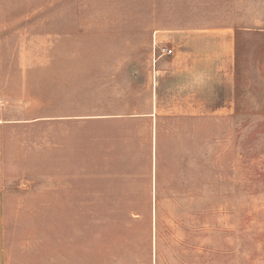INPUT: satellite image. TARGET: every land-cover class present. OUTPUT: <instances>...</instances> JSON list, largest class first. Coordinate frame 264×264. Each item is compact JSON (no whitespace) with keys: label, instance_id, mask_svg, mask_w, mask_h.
<instances>
[{"label":"rangeland","instance_id":"374dc122","mask_svg":"<svg viewBox=\"0 0 264 264\" xmlns=\"http://www.w3.org/2000/svg\"><path fill=\"white\" fill-rule=\"evenodd\" d=\"M161 7L199 11L203 21L221 16L227 0H0V116L29 124L0 129V156L8 158L13 193L5 212L10 264H148L153 250L161 252L159 264H264L259 98L248 100L253 113L201 120L199 154L159 164L158 193L150 206L141 201L147 209L81 208L95 205H80L79 197L101 199L95 179L82 188L62 178L32 191L13 187L20 171L74 169L70 162H48L49 135L58 142L63 134L49 130L50 116L95 114L124 101L119 85L126 78L112 60L125 57L127 47L125 36L114 32L128 22L142 26L144 12ZM142 39L136 35L132 49H142ZM78 127L68 138L78 135ZM86 148L84 156H97L94 139ZM83 166L102 169L96 162Z\"/></svg>","mask_w":264,"mask_h":264},{"label":"crops","instance_id":"0c3cea01","mask_svg":"<svg viewBox=\"0 0 264 264\" xmlns=\"http://www.w3.org/2000/svg\"><path fill=\"white\" fill-rule=\"evenodd\" d=\"M203 2L214 0H197ZM214 16L209 14L205 18L210 19L201 21L199 11L161 7L146 10L142 26L128 22L117 27L114 33L125 36L127 50L112 65L126 78L119 85L126 99L113 101L95 114L50 116L49 130L54 126L63 134L58 142L49 135L48 162H70L74 169L47 174L20 171L13 187L32 191L59 185L56 181L62 178L82 188L95 179L96 195L101 199L92 202L79 197L80 205H95L81 208L147 209L158 193L159 164L185 163L194 152L199 154L201 120L214 123L217 115L253 113L247 110L253 106L248 100L256 98L264 107V94L256 93L264 92V0H227L225 12L217 19ZM136 35L143 36L142 49H132ZM27 125L0 116L1 130ZM89 125L94 131H89ZM76 126L78 135L73 139L72 133L68 138L69 131L77 132ZM93 139L97 156H84L87 142ZM55 148L63 152L53 154ZM88 162L102 169L87 171L83 164ZM7 163L8 158L0 156V264H10L5 212L13 193L7 182ZM142 200L148 206H141ZM160 255L153 250L148 264H159Z\"/></svg>","mask_w":264,"mask_h":264},{"label":"built area","instance_id":"2783aa9c","mask_svg":"<svg viewBox=\"0 0 264 264\" xmlns=\"http://www.w3.org/2000/svg\"><path fill=\"white\" fill-rule=\"evenodd\" d=\"M171 51V49H167V52H170Z\"/></svg>","mask_w":264,"mask_h":264}]
</instances>
